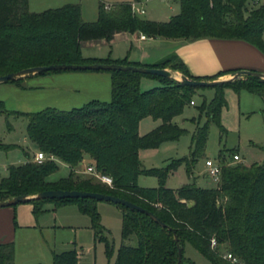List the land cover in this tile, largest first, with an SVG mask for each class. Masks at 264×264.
I'll use <instances>...</instances> for the list:
<instances>
[{"label": "trees", "instance_id": "1", "mask_svg": "<svg viewBox=\"0 0 264 264\" xmlns=\"http://www.w3.org/2000/svg\"><path fill=\"white\" fill-rule=\"evenodd\" d=\"M132 1H119L106 9L99 0L98 15L93 21L81 16L78 2H66L41 11H30L28 0H0V74L49 63L118 62L167 67L191 78L214 79L240 68L212 75H192L175 55L154 63L130 61L127 57L83 56L84 40H110L119 31H137L148 36L193 39L214 36L239 38L254 44L264 54V0L249 5V0H179V11L167 20L145 18L132 10ZM63 70V69H59ZM50 71V70H48ZM111 99H91L70 109L47 106L38 111H7L0 101V112H16L28 118L26 136L45 154L35 162L27 155L21 164H10L7 175L0 177V200L18 195H34L45 190H80L114 195L129 200L155 214L166 227L149 216L116 205L122 214L121 242L114 264H175L177 243L183 259V245L189 243L211 264H232L225 252L242 264H264V161L245 164H222L214 188L194 182L178 188L164 185L167 174L184 164L188 176L204 154L210 121H219L225 103V86L258 94L264 103V81L255 75H242L214 86L184 85L161 75L132 70L110 69ZM46 72V71H42ZM36 72V73H42ZM142 76L160 81L147 89L140 88ZM16 77L11 80H15ZM200 87H213L214 93L202 108L208 121L198 125L192 135L188 156L173 160L165 167L145 169L139 150L156 148L175 140L186 131L175 121ZM264 112V107L261 109ZM151 116L159 122L140 135L139 120ZM13 145L0 143V149ZM235 153V152H233ZM232 153V154H233ZM52 156L53 158H50ZM87 158L89 165L112 179L111 186L93 176L79 177L75 167ZM58 161L69 167L66 177L49 180L58 169ZM158 178L157 187H141L138 175ZM75 203L87 214L99 240H105L99 225L98 201L90 198L32 199L33 214L43 211V204ZM14 206V205H13ZM177 236V242L174 239ZM134 237V243H133ZM216 247H211V239ZM109 256L112 248L105 245ZM221 250L223 252H221ZM14 243L0 242V264H14ZM78 253L64 250L53 255L52 264H77Z\"/></svg>", "mask_w": 264, "mask_h": 264}, {"label": "rangeland", "instance_id": "2", "mask_svg": "<svg viewBox=\"0 0 264 264\" xmlns=\"http://www.w3.org/2000/svg\"><path fill=\"white\" fill-rule=\"evenodd\" d=\"M113 4L121 0H103ZM262 0H256V4ZM66 2H78L81 16L86 21H93L98 15L99 0H28L30 11H41L49 7L60 6ZM255 1L249 0V5ZM144 8L142 16L149 18H166L168 14L179 11L178 0H143L139 3ZM137 14H141L134 11ZM91 40V39H90ZM85 41V40H84ZM112 41L113 52L136 54L137 41ZM82 54H107V46L98 47L91 42L81 43ZM104 50V51H103ZM229 74V72H228ZM15 80L0 82V101L7 111H38L47 106L70 109L84 105L91 99L109 101L111 99V82L108 70L63 69L42 73L22 74ZM149 81V82H148ZM152 81V82H151ZM148 82V83H147ZM155 78L142 76L141 89L157 85ZM225 103L220 110L219 121H210L204 154L199 157L188 176L184 164L169 171L164 185L178 188L183 183L194 182L197 186L214 188L217 182L207 173L205 161L232 164L231 155L238 152L242 163H262L264 161V107L260 96L243 88L232 86L223 88ZM214 93L213 87H200L192 95L193 103H188L183 112L175 117L177 123L186 131L175 140L162 142L156 148L139 151L142 168L165 167L173 160L188 156L192 146V135L198 125H204L208 119L207 108L201 107L203 99L206 104ZM28 118L16 112H0V143L13 145L10 149H0V177L7 175L4 164L20 163L31 156L32 143L26 136ZM154 118L144 116L139 120L140 135L154 127ZM34 146V145H33ZM87 164L76 170L79 177L92 176L85 170ZM68 167L58 163V169L48 177L57 180L66 177ZM95 180L96 178L93 177ZM97 181V180H96ZM137 184L141 187H157L158 178L149 175H138ZM98 223L103 227L105 240H99L92 227L90 217L81 212L75 203L54 205L43 204V211L33 214L30 203H19L4 207L11 211V220L15 234L14 264H52L53 255L64 250H75L78 253L77 264H114L117 249L121 242L122 214L118 206L98 201ZM106 243L112 248L106 254ZM134 243V237H133ZM221 252H223L221 250ZM180 264H211L189 243L183 245V259Z\"/></svg>", "mask_w": 264, "mask_h": 264}, {"label": "crops", "instance_id": "3", "mask_svg": "<svg viewBox=\"0 0 264 264\" xmlns=\"http://www.w3.org/2000/svg\"><path fill=\"white\" fill-rule=\"evenodd\" d=\"M121 1H131V0H121ZM144 12L145 11L143 8V12L140 15L142 16ZM170 15L172 14H168V16L163 20H167L170 17ZM143 17L149 18L146 16ZM149 19L162 20V18H158V17L149 18ZM139 34L140 33L137 31L129 32L123 30L116 32L110 40H105L103 38L85 40L83 42L86 43L91 42L97 45L98 47L105 45L110 48L107 54H104L102 50L101 52L99 50V52H95L98 54H90V55L83 54V56H90V57L109 56L114 59L122 58L126 56L127 59L130 61H139L142 63H154L163 59L168 55H175L177 59L181 60L185 64L189 73H191L192 75H200V76L212 75L219 71H227L229 69H235V68L253 69L264 73V54L254 44L243 39L220 38L214 36L184 39V38H166L159 35H154V36L146 35L145 38H140ZM263 38H264V33H263ZM117 40L126 41V42L129 41L130 47L131 45H133L132 40L137 41L135 45L138 49L136 51V54L135 53L129 54V52L125 54H120L119 52L114 53L111 48L112 47L111 45L113 43L112 41H117ZM81 52H82V48H81ZM167 68L170 67L167 66ZM176 71L179 72L178 70ZM227 76H229V74L224 73L218 75L217 78H223ZM155 80H157L160 83L158 79L155 78ZM262 104L264 105L263 101ZM158 122H159L158 119H154V123H155L154 126L157 125ZM31 146H32L31 158L33 159V156L35 152L38 151V149L35 146H33V144ZM235 153L238 152L236 151ZM26 160L27 159H25L20 163H7L4 164L3 166H5V169L7 170L8 165L21 164L24 163ZM59 162L60 161H58V163ZM85 164H89L86 157L83 159L81 164L75 167L74 169L75 172L78 168H81ZM14 234H15V229L11 220V211L5 209L4 207H1L0 208V242L12 241Z\"/></svg>", "mask_w": 264, "mask_h": 264}, {"label": "water", "instance_id": "4", "mask_svg": "<svg viewBox=\"0 0 264 264\" xmlns=\"http://www.w3.org/2000/svg\"><path fill=\"white\" fill-rule=\"evenodd\" d=\"M59 69H89V70H110V69H123L132 70L141 73H149L154 75H161L167 78L174 79L184 85L193 86H214L216 84L237 78L242 75H255L258 76L260 80L264 81V73L261 71L253 69H237L233 72H229V76L223 78L214 79H198L186 76L181 72H177L175 69L167 67H157V66H145V65H134V64H122L118 62H88V63H49L43 65H34L19 69L17 71H11L8 73L0 74V82L8 81L14 79L22 74L26 73H36L48 70H59ZM73 199V198H90L96 201H103L107 203H112L115 205L124 206L130 210H136L149 216L154 222L159 224L161 227H166L155 214L149 210L129 201L124 198H120L114 195L90 192V191H80V190H45L38 192L34 195H18L11 197L6 200H0V208L6 206H13L19 203H28L32 199ZM174 239L177 242L178 238L174 234ZM182 258V251L179 243H177V259L175 264H180Z\"/></svg>", "mask_w": 264, "mask_h": 264}, {"label": "built area", "instance_id": "5", "mask_svg": "<svg viewBox=\"0 0 264 264\" xmlns=\"http://www.w3.org/2000/svg\"><path fill=\"white\" fill-rule=\"evenodd\" d=\"M143 0L140 1H132L131 6L133 11H137L139 13L143 12V8L139 5ZM256 2V0H253ZM111 6V4L104 3V7L108 9ZM140 38H145L146 35L144 33L139 34ZM190 103H193V100L190 101ZM50 158H53L50 156ZM46 159V156L43 152L37 151L35 152L33 156V160L35 162H41L42 160ZM231 161L232 162H240L241 158L238 153H233L231 155ZM205 166L207 167V173L208 175L216 182L219 180V173H220V167L221 163L220 162H214L210 159H207L205 161ZM87 173H90L93 177L96 178V180L102 184H105L107 186H111L112 184V179L100 172H98L93 165L87 166L86 170ZM216 241L212 238L211 239V247L215 248L216 247ZM223 258L227 259L230 261L232 264H242L239 259L235 256H233L231 253L225 252L222 254Z\"/></svg>", "mask_w": 264, "mask_h": 264}]
</instances>
